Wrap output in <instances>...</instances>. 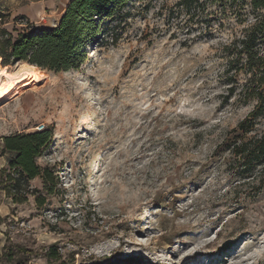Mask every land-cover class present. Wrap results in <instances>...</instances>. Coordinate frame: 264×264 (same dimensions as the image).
Returning a JSON list of instances; mask_svg holds the SVG:
<instances>
[{"label": "rangeland", "instance_id": "rangeland-1", "mask_svg": "<svg viewBox=\"0 0 264 264\" xmlns=\"http://www.w3.org/2000/svg\"><path fill=\"white\" fill-rule=\"evenodd\" d=\"M50 1L0 0V27L57 24ZM255 17L249 0H130L78 69L39 68L0 101V178L4 136L49 130L36 162L54 180L20 203L0 185V264H264V190L221 147L257 105L244 75L228 97L224 51ZM262 133L264 115L248 136Z\"/></svg>", "mask_w": 264, "mask_h": 264}, {"label": "trees", "instance_id": "trees-1", "mask_svg": "<svg viewBox=\"0 0 264 264\" xmlns=\"http://www.w3.org/2000/svg\"><path fill=\"white\" fill-rule=\"evenodd\" d=\"M129 1L71 0L56 27L24 31L17 38L0 27L2 65L7 67L15 62H26L55 72L78 69L87 60V46L99 35L98 19L114 17L126 9ZM195 1L183 0L187 7ZM249 2L256 12L255 21L224 47L227 57L225 74L236 83L229 88L228 97L237 92L240 85L237 78L244 75L246 79L241 92L246 101L256 100L257 105L232 130L234 136L221 147L234 157L243 178L259 180V186L254 190L261 193L264 190V133L248 135L253 132L255 119L264 115V0ZM4 18L0 11V26ZM52 140L53 133L49 130L3 137L2 154L12 155L8 159L10 173L0 178V185L5 184L3 189L15 202L22 201L21 191L31 180L41 177L46 184L54 182L51 170L41 168L36 162Z\"/></svg>", "mask_w": 264, "mask_h": 264}, {"label": "bare ground", "instance_id": "bare-ground-1", "mask_svg": "<svg viewBox=\"0 0 264 264\" xmlns=\"http://www.w3.org/2000/svg\"><path fill=\"white\" fill-rule=\"evenodd\" d=\"M0 56V101H7L20 89V86L32 82L40 76V70L35 65L21 62L14 69H5L1 66ZM226 250V249H225ZM196 257V253L185 256L180 264H189L190 260Z\"/></svg>", "mask_w": 264, "mask_h": 264}, {"label": "crops", "instance_id": "crops-1", "mask_svg": "<svg viewBox=\"0 0 264 264\" xmlns=\"http://www.w3.org/2000/svg\"><path fill=\"white\" fill-rule=\"evenodd\" d=\"M71 0H65V1H63V0H60V2H62V5H61V7H60V9H59V11H60V13H62L63 14V12H65V10H66V8H67V6H68V4H69V2H70ZM59 4V0H52V1H50L49 2V6H51V7H58L56 4ZM58 23V22H57ZM57 26V24H55V25H52L51 27H49V26H47V28H52V27H56ZM6 163H8V160L6 161Z\"/></svg>", "mask_w": 264, "mask_h": 264}, {"label": "built area", "instance_id": "built-area-1", "mask_svg": "<svg viewBox=\"0 0 264 264\" xmlns=\"http://www.w3.org/2000/svg\"><path fill=\"white\" fill-rule=\"evenodd\" d=\"M38 131H42V130H38Z\"/></svg>", "mask_w": 264, "mask_h": 264}]
</instances>
